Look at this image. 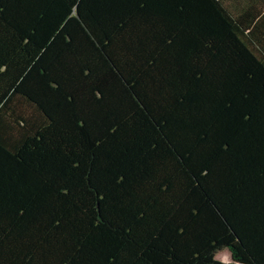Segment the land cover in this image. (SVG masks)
Listing matches in <instances>:
<instances>
[{
	"label": "trees",
	"instance_id": "trees-1",
	"mask_svg": "<svg viewBox=\"0 0 264 264\" xmlns=\"http://www.w3.org/2000/svg\"><path fill=\"white\" fill-rule=\"evenodd\" d=\"M0 264H264V0H0Z\"/></svg>",
	"mask_w": 264,
	"mask_h": 264
}]
</instances>
